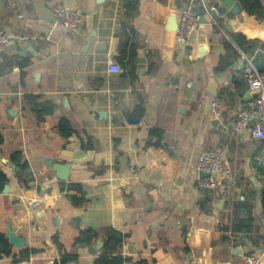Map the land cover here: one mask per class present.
<instances>
[{"label":"crops","instance_id":"crops-1","mask_svg":"<svg viewBox=\"0 0 264 264\" xmlns=\"http://www.w3.org/2000/svg\"><path fill=\"white\" fill-rule=\"evenodd\" d=\"M236 1L241 10L235 14L220 0H208L226 13L216 21L200 7L206 21L183 48L170 20L172 6L177 15L185 0H140L131 19L124 15V0H0V27L20 38L2 57L15 65L0 75V170L10 177L8 192H0V231L11 227L28 243L15 253L39 249L26 260L6 257L0 264H54L61 257L56 234L78 253L76 264H93L104 245L96 254L89 247L114 236L107 233L111 227L125 233L124 255L151 264H246L250 253L262 254L264 264L262 197L245 176L250 159L264 185V139L225 128L252 95L244 56L264 71V0L253 14ZM58 3L86 14L78 34L55 25L52 6ZM233 35H243L248 49L238 48L240 56H230L231 64L220 70L229 56L226 39ZM114 61L121 72L109 70ZM211 76L218 82L217 96L207 89ZM27 94L52 101L54 113L39 119ZM217 97L223 100L219 122L210 112ZM140 103L142 118L130 122L126 112ZM62 117L70 119L75 130L70 137L81 141L88 160L68 180L49 184L56 174L47 158L76 144L58 132ZM222 148L239 182L234 188L223 183L216 190L220 196L203 207L195 165L203 151ZM14 152L30 165L34 181L26 186L10 161ZM61 182L81 184L87 203L74 206L67 194L79 192L62 191ZM243 221L252 231L234 230ZM88 228L98 232L92 244L74 246Z\"/></svg>","mask_w":264,"mask_h":264},{"label":"built area","instance_id":"built-area-1","mask_svg":"<svg viewBox=\"0 0 264 264\" xmlns=\"http://www.w3.org/2000/svg\"><path fill=\"white\" fill-rule=\"evenodd\" d=\"M198 7H203L202 9L210 16L212 21L226 17V13L218 4H211L208 0H185L178 10V27L175 30V40L183 48H187L191 44L192 37L200 25L201 15L197 11ZM52 13L55 25L72 36L81 31L86 17L81 9L61 3L52 6ZM17 39L20 38L0 27V61L3 57L2 54ZM243 67L248 88L252 95L248 105L240 108L234 120L225 128H228L233 135H240L249 130L253 138L264 139V71H260L247 56L243 58ZM109 70L111 72H121L122 67L114 61L109 65ZM210 112L214 120L220 121L223 118L222 98L217 97L211 100ZM195 168L198 173L206 174L199 180L200 187L203 190H217L224 182L234 188L239 182V176L232 167L225 148L216 151H203L198 157ZM241 199L244 200L245 196H241ZM245 262L246 264H263V256L262 254L250 253L245 256Z\"/></svg>","mask_w":264,"mask_h":264},{"label":"trees","instance_id":"trees-1","mask_svg":"<svg viewBox=\"0 0 264 264\" xmlns=\"http://www.w3.org/2000/svg\"><path fill=\"white\" fill-rule=\"evenodd\" d=\"M124 8H125V17L131 19L137 11L138 4L140 0H124ZM244 6L246 11L249 14H253L257 9L261 6L259 5V0H240ZM256 14V13H255ZM249 46V42L243 35H233L228 36L225 43V48L229 51V56H226L220 62L218 69L223 70L231 64L234 58L240 56L238 52V48L242 51H247ZM232 56V57H230ZM230 57V58H229ZM232 58V60H231ZM15 65L13 59L4 58L0 61V75L4 74L7 70L12 68ZM42 95L40 94H27L25 96L26 103L28 106L37 114L39 119H44L47 115L53 114L55 110V104L52 101H47L42 99ZM127 118L130 122H138L142 118L143 115V105L140 103L135 109L129 110L126 112ZM58 132L64 137H70L74 132V127L67 117H62L57 126ZM89 137V136H88ZM90 143L92 144V138H88ZM3 141V137L0 134V144ZM93 145V144H92ZM10 161L13 163L16 171V177L19 181L20 185L26 186L31 181H34V177L32 171L30 169L29 163L23 159L21 152H14ZM10 181V177L7 173L0 170V192L3 191L5 185ZM225 183V182H224ZM223 186V185H222ZM221 186V187H222ZM60 187L62 191H66L68 189H76L79 194H67L72 204L74 206H82L87 203L85 190L82 185L79 183H66L61 182ZM220 187V188H221ZM216 190H204V197L201 201V206L206 207L207 204L211 203L214 197H218ZM262 209L264 212V185H263V194L261 198ZM246 205V206H245ZM245 208L247 207V203L244 204ZM234 230L237 232H241L244 230L243 228H247L249 231H252L253 227L247 222H242L239 224L233 225ZM98 236V232L94 229L88 228L80 231L79 236H77L74 240V246H88L92 244L94 239ZM261 242H264V237L260 236ZM53 241L56 244L61 257L60 259H56L54 264H76L79 261L78 253L74 251L68 250L63 242L60 241L59 235H55L53 237ZM258 242V241H257ZM123 245L124 239L118 236L108 237L105 241L104 246L102 247L99 254H97L94 258L93 264H151L147 259L144 258H135V256H126L123 254ZM15 246L11 244L7 232L0 231V259L6 257H18L20 260L28 259L31 253L38 252L39 249H22L21 252L15 253Z\"/></svg>","mask_w":264,"mask_h":264},{"label":"water","instance_id":"water-1","mask_svg":"<svg viewBox=\"0 0 264 264\" xmlns=\"http://www.w3.org/2000/svg\"><path fill=\"white\" fill-rule=\"evenodd\" d=\"M223 6L232 11L233 13H238L241 10V7L239 3L236 0H220ZM173 14L171 16L170 20V28L171 29H177L178 27V21H177V15H176V6H172ZM197 11L199 15H201L200 22H205L206 18L204 16V11L198 7ZM91 20V18H90ZM12 47H16V45H13ZM22 55H25L24 52H21ZM6 55V52L2 54L4 57ZM208 91L211 92L213 95L217 96L216 92V85H218V82L216 79L211 76L209 77V84H208ZM219 122V120H217ZM69 141L71 143L75 142L76 144H67L64 149L56 152V156L47 158V164L49 167L52 168V170L55 172L56 176L52 178L48 183H54L58 180L66 181L69 179L70 173L72 169L79 168V164L82 162L87 161L88 159L84 158L87 152L84 150L83 145L79 139L76 138L75 135L69 138ZM250 159L248 160L247 164L245 165V176L247 178H250L254 184V186L259 190L260 197H262L263 194V185L260 183L259 179L255 176L254 171L250 164ZM202 177H204L206 174L200 173ZM33 185V182L30 184ZM9 186L6 185L4 188V192H8ZM77 221H79V218H77ZM7 234L9 237V240L11 244H13L15 247L23 248L28 245V243L24 240L22 236H19L17 233H15L11 227L7 228ZM246 232V229H245ZM107 233L123 237L125 233L122 230H119L117 228L111 227ZM241 244L245 245V236L243 240L241 241ZM104 245V242L102 240H98L96 243V247L90 246L89 252L91 254H96L97 251ZM241 253L242 251L239 250ZM69 264V263H68Z\"/></svg>","mask_w":264,"mask_h":264}]
</instances>
